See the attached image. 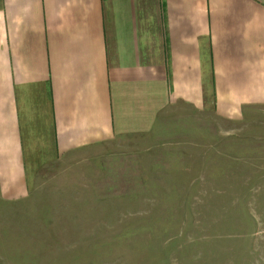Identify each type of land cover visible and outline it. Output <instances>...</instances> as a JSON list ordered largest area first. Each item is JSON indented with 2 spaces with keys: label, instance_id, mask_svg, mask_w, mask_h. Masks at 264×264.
<instances>
[{
  "label": "crops",
  "instance_id": "1",
  "mask_svg": "<svg viewBox=\"0 0 264 264\" xmlns=\"http://www.w3.org/2000/svg\"><path fill=\"white\" fill-rule=\"evenodd\" d=\"M264 107V0H0V192L173 107Z\"/></svg>",
  "mask_w": 264,
  "mask_h": 264
},
{
  "label": "rangeland",
  "instance_id": "2",
  "mask_svg": "<svg viewBox=\"0 0 264 264\" xmlns=\"http://www.w3.org/2000/svg\"><path fill=\"white\" fill-rule=\"evenodd\" d=\"M0 192V264H264V107H173Z\"/></svg>",
  "mask_w": 264,
  "mask_h": 264
}]
</instances>
